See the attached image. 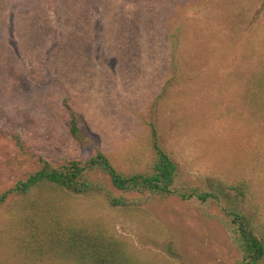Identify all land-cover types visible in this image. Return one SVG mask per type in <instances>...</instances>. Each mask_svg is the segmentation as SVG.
<instances>
[{"label":"rangeland","instance_id":"374dc122","mask_svg":"<svg viewBox=\"0 0 264 264\" xmlns=\"http://www.w3.org/2000/svg\"><path fill=\"white\" fill-rule=\"evenodd\" d=\"M263 39L264 0H0V129L24 144L0 135V193L39 157L102 152L118 170H144L153 128L264 244V108L247 100ZM64 94L82 119L74 141ZM240 182L249 197L228 190ZM14 200L0 206V229ZM128 215L107 218L158 264H239L213 205L170 198Z\"/></svg>","mask_w":264,"mask_h":264},{"label":"trees","instance_id":"16d2710c","mask_svg":"<svg viewBox=\"0 0 264 264\" xmlns=\"http://www.w3.org/2000/svg\"><path fill=\"white\" fill-rule=\"evenodd\" d=\"M248 80L250 108H264V53ZM63 97L66 133L74 141L83 136L81 115L69 96ZM151 131L152 158L144 170H118L102 152L61 162L37 158L35 171L0 193V206L15 198L12 216L0 229V264H158L120 234L107 215L140 218L146 206L170 198L217 207L239 264H262L264 244L248 218L187 174ZM0 135L24 146L16 134L0 129ZM228 190L243 198L251 194L243 182Z\"/></svg>","mask_w":264,"mask_h":264}]
</instances>
